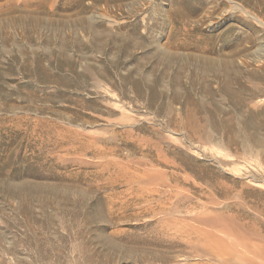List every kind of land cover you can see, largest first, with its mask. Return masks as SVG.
<instances>
[{
    "label": "rangeland",
    "instance_id": "rangeland-1",
    "mask_svg": "<svg viewBox=\"0 0 264 264\" xmlns=\"http://www.w3.org/2000/svg\"><path fill=\"white\" fill-rule=\"evenodd\" d=\"M0 264H264V0H0Z\"/></svg>",
    "mask_w": 264,
    "mask_h": 264
},
{
    "label": "bare ground",
    "instance_id": "bare-ground-1",
    "mask_svg": "<svg viewBox=\"0 0 264 264\" xmlns=\"http://www.w3.org/2000/svg\"><path fill=\"white\" fill-rule=\"evenodd\" d=\"M65 44V43H64ZM64 46V45H63ZM65 48V47H64Z\"/></svg>",
    "mask_w": 264,
    "mask_h": 264
}]
</instances>
